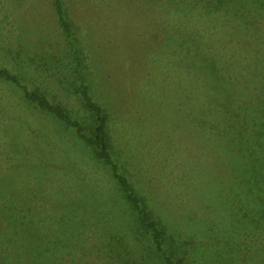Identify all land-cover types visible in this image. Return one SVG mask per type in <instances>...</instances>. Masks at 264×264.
<instances>
[{
	"label": "rangeland",
	"instance_id": "1",
	"mask_svg": "<svg viewBox=\"0 0 264 264\" xmlns=\"http://www.w3.org/2000/svg\"><path fill=\"white\" fill-rule=\"evenodd\" d=\"M52 2L0 0V67L62 105L89 134L94 116L77 92L80 80L86 84L107 116L112 158L158 222L172 259L261 264L248 255L261 230L246 211L244 183L232 178L243 172L239 161L225 139L175 126L176 110L187 104H176L185 88L166 83V0H61L69 34ZM186 13L196 43L220 72L264 75V0H199ZM259 113L261 123V107ZM0 224L5 236L23 237L25 250L40 244L39 232L54 236L63 228L69 238L89 237L83 243L93 262L161 264L91 146L1 76ZM117 251L133 261L120 262Z\"/></svg>",
	"mask_w": 264,
	"mask_h": 264
},
{
	"label": "trees",
	"instance_id": "2",
	"mask_svg": "<svg viewBox=\"0 0 264 264\" xmlns=\"http://www.w3.org/2000/svg\"><path fill=\"white\" fill-rule=\"evenodd\" d=\"M52 1L58 23L63 31L69 34V24L63 16L61 0ZM198 2L199 0H166L169 15L166 23V83L170 82L174 86L178 83L180 88L184 87V90L176 89L178 92L176 104H180V107L184 101L187 104V108L183 105L181 111L175 109L177 121L175 126L184 127L191 124L202 135L211 132L218 139H225L229 145L226 151L230 154L232 152L243 168V172H234L232 178L239 185L244 183L251 201L246 211L254 218L261 230L259 236L255 234L256 236L253 235L249 241L254 250L252 253L248 252V255L251 254L252 260L262 264L264 263V119L261 123L256 122L255 119L260 114V107L264 113V75L223 73L220 72L217 63H209L213 57L211 53L205 54L201 51V45L195 41V30L188 25L189 16L185 15L189 7H195ZM201 9L203 10V7ZM204 12L210 13L209 10ZM227 64L225 63L224 66ZM224 66L222 69H225ZM0 76L17 86L26 100L52 115L64 126L71 128L78 138L91 146L94 157L108 167L110 176L122 191L124 199L136 213L138 222L149 236L151 248L161 258V264H186L184 254L172 259L163 249L162 229L142 205L140 197L134 192L127 178L119 172L117 162L112 158L109 150L107 116L101 105L87 94L86 84L80 80L77 92L84 106L94 116L95 123L89 134L83 131L79 121L73 118L62 105L51 102L44 94L36 90L28 89L7 69L0 67ZM250 78L251 85L248 83ZM195 94H198L197 98L191 101V96L195 97ZM252 95L253 103L250 98ZM203 96L205 102L202 103ZM252 107H254L253 110ZM195 122L198 123L197 126ZM173 131L177 132L180 129L173 128ZM0 225V264H110L115 262L114 257L93 262L83 243L89 237L83 234V237L80 235L76 240L77 237L73 239L64 235L63 228H58L54 236L39 232L35 238L40 244L25 250L22 247L23 237H18L16 234L12 235L13 237L5 236L1 233L4 224ZM80 228L78 224H74L71 229L74 232H81ZM5 243L8 244L7 247ZM117 254L115 257L120 262L133 261V256H122L123 254L118 251Z\"/></svg>",
	"mask_w": 264,
	"mask_h": 264
}]
</instances>
